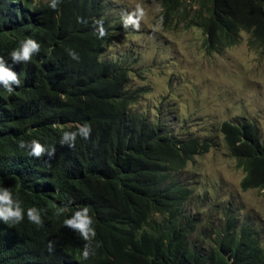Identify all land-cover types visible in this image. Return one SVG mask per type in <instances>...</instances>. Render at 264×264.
Returning <instances> with one entry per match:
<instances>
[{
	"label": "trees",
	"instance_id": "16d2710c",
	"mask_svg": "<svg viewBox=\"0 0 264 264\" xmlns=\"http://www.w3.org/2000/svg\"><path fill=\"white\" fill-rule=\"evenodd\" d=\"M158 1L162 25L197 28L208 53L236 47L240 33L264 50V0ZM101 19L106 35L98 38ZM108 20L103 0H60L55 10L48 0H0V56L22 81L12 94L0 87V186L23 209L42 210L43 229L26 217L15 225L0 222V264H264L261 235L235 215L218 231L194 237L198 221L186 207L191 191L176 175L212 141L175 136L164 121L135 109L140 94L130 89L131 67L123 59L102 60L111 42ZM26 37L39 51L12 63L8 54ZM84 122L91 126L87 140L60 145L62 132ZM218 131L244 174L241 190L264 194L258 126L223 122ZM32 139L53 147L51 158L18 148ZM60 206L66 209L58 214ZM83 206L96 232L95 254L86 260L87 242L63 224Z\"/></svg>",
	"mask_w": 264,
	"mask_h": 264
},
{
	"label": "rangeland",
	"instance_id": "374dc122",
	"mask_svg": "<svg viewBox=\"0 0 264 264\" xmlns=\"http://www.w3.org/2000/svg\"><path fill=\"white\" fill-rule=\"evenodd\" d=\"M103 4L112 40L102 60L123 59L131 67L130 89L140 94L135 109L164 121L175 136L212 141L206 154L176 175L191 191L186 207L198 221L194 237L218 231L235 215L261 235L264 246V194L241 190L244 174L218 131L223 122H253L264 136V50L251 47L249 35L240 33L236 47L208 53L197 28L162 25L158 0ZM137 5L143 11L139 27H125L124 18Z\"/></svg>",
	"mask_w": 264,
	"mask_h": 264
},
{
	"label": "clouds",
	"instance_id": "9594fccd",
	"mask_svg": "<svg viewBox=\"0 0 264 264\" xmlns=\"http://www.w3.org/2000/svg\"><path fill=\"white\" fill-rule=\"evenodd\" d=\"M60 0H48V7L50 9H57ZM143 16V11L139 5L136 6L135 10L128 14L124 20L123 24L125 27L132 25L135 28L139 27V19ZM78 22H83L80 18H77ZM96 33L98 38H102L106 35L103 21H95ZM110 39L112 40V35L110 34ZM40 49V44L31 37H26L20 43L18 48H15L10 51L8 54L9 59L12 63L16 62H28L34 54H36ZM67 55L74 61L79 60L78 54L72 49H67ZM7 61L4 56H0V87L8 93H13V86L19 87L22 83L18 79L17 74L11 70V65L7 64ZM130 86V83H129ZM91 132V126L88 122H84L77 126L73 131H64L60 135L59 143L60 145H67L68 148L74 147L77 137L87 140ZM18 148L27 150V154L33 157H40L41 155L47 154L49 158L53 155L55 149L53 147L46 148L38 140L32 139L29 141L20 140L18 142ZM66 209V206H60L57 209L58 214L63 213ZM41 212L42 210L38 209L35 206L28 207L23 209L21 207L20 200L14 198L13 193L9 188L0 186V222L9 223L12 225L20 223L25 217L29 223H33L34 228L43 230L41 227ZM63 224L75 230L79 233L80 237L86 241L82 251L81 258L86 260L90 254L94 255V248L92 247V241L95 239L96 232L93 224V218L89 215V207L83 206L80 207L77 211L63 220ZM95 247H100V242H95Z\"/></svg>",
	"mask_w": 264,
	"mask_h": 264
}]
</instances>
